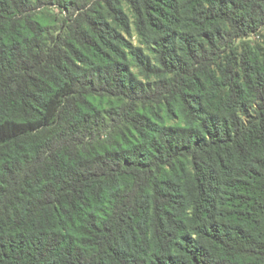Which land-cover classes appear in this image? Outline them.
<instances>
[{
    "label": "trees",
    "instance_id": "trees-1",
    "mask_svg": "<svg viewBox=\"0 0 264 264\" xmlns=\"http://www.w3.org/2000/svg\"><path fill=\"white\" fill-rule=\"evenodd\" d=\"M263 31L264 0H0V264H264Z\"/></svg>",
    "mask_w": 264,
    "mask_h": 264
},
{
    "label": "rangeland",
    "instance_id": "rangeland-1",
    "mask_svg": "<svg viewBox=\"0 0 264 264\" xmlns=\"http://www.w3.org/2000/svg\"><path fill=\"white\" fill-rule=\"evenodd\" d=\"M126 11L131 15L130 11L126 9ZM126 34V33H125ZM126 36L131 39L132 41H134V44L137 45L138 43V39L136 35H133L132 37H130L128 34H126ZM251 41H258L259 43H261L262 45H264V31L262 32V36L258 37V36H253V38H251ZM135 71L137 72V70L135 69ZM142 79H144L143 77H140ZM145 80V79H144ZM148 81V80H147Z\"/></svg>",
    "mask_w": 264,
    "mask_h": 264
}]
</instances>
